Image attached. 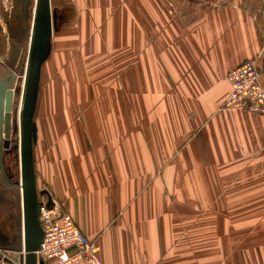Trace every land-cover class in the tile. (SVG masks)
I'll return each instance as SVG.
<instances>
[{
	"label": "crops",
	"instance_id": "crops-1",
	"mask_svg": "<svg viewBox=\"0 0 264 264\" xmlns=\"http://www.w3.org/2000/svg\"><path fill=\"white\" fill-rule=\"evenodd\" d=\"M248 3L49 0L35 201L63 206L104 264H264V116L223 107L243 62L264 84Z\"/></svg>",
	"mask_w": 264,
	"mask_h": 264
},
{
	"label": "water",
	"instance_id": "water-1",
	"mask_svg": "<svg viewBox=\"0 0 264 264\" xmlns=\"http://www.w3.org/2000/svg\"><path fill=\"white\" fill-rule=\"evenodd\" d=\"M22 2L23 0H15V13L12 14L14 22L9 28V36L13 40H16V37L21 33L24 21L25 13L22 10ZM48 2L49 0H34L33 5L32 38L21 115V142L11 143L15 85L18 80V75L7 68L0 67V170L5 175L3 165V156L5 153L8 154L9 151L19 153L21 171L20 188L24 195H21V197L18 196V200L20 199L22 201L24 219H22L21 228L19 229L18 227L19 235L16 242L18 248L15 250L25 251L27 253V264H38L35 251L38 249L42 238V234L40 235L42 230L39 225L38 210L35 208V190L31 160V136L35 132V128L31 124L30 115L39 68L45 12ZM39 264L44 263L39 262Z\"/></svg>",
	"mask_w": 264,
	"mask_h": 264
},
{
	"label": "built area",
	"instance_id": "built-area-1",
	"mask_svg": "<svg viewBox=\"0 0 264 264\" xmlns=\"http://www.w3.org/2000/svg\"><path fill=\"white\" fill-rule=\"evenodd\" d=\"M11 3L9 22L12 19L13 0ZM225 80L229 86L223 106L226 111L264 116V84L255 60L243 62L231 70ZM47 202L41 199L37 206L42 228V238L35 251L38 264H104L98 255L96 243L76 226L64 207L56 202Z\"/></svg>",
	"mask_w": 264,
	"mask_h": 264
},
{
	"label": "rangeland",
	"instance_id": "rangeland-1",
	"mask_svg": "<svg viewBox=\"0 0 264 264\" xmlns=\"http://www.w3.org/2000/svg\"><path fill=\"white\" fill-rule=\"evenodd\" d=\"M12 0H0V32L3 36L5 51L0 56V67L7 68L18 75V80L15 85V103L13 112V128H12V143H17L19 141V114L22 108V93L23 86L25 82V77L27 74V67L29 61L30 47H31V30H32V11L34 0L28 1V6L26 8V25L27 29L25 32L24 39L21 43H16L9 38V34L6 26L9 20V10L12 6ZM171 8L174 9L175 6H182L183 0H170ZM248 6L251 7L252 16H256L257 21L264 30V0H248ZM189 2V0H188ZM51 10H49L48 19L51 18ZM20 104V105H19ZM16 106V107H15ZM18 111V113H17ZM32 126L34 124L31 122ZM7 163L12 164L13 169L16 173L20 171V160L19 153H15L12 159L7 158ZM2 191V180L0 177V192ZM7 197H0V218H2V223L8 221L7 216L9 213L8 207L3 205L4 201H7ZM8 224V223H7ZM6 225V224H5ZM7 226V225H6ZM8 229V227H6ZM11 229V227H9ZM11 233V231H9ZM8 233V234H9ZM0 239V264H27L25 251H16L15 249H8L7 244H2Z\"/></svg>",
	"mask_w": 264,
	"mask_h": 264
},
{
	"label": "flooded vegetation",
	"instance_id": "flooded-vegetation-1",
	"mask_svg": "<svg viewBox=\"0 0 264 264\" xmlns=\"http://www.w3.org/2000/svg\"><path fill=\"white\" fill-rule=\"evenodd\" d=\"M28 1L29 0H23L22 2V10L25 13V15H24V21H23L21 33L19 34L20 36L18 35L16 37V40H14V42L16 43H21L25 36V32L27 29L26 8L28 6ZM13 5L14 6L11 14L15 13V0H13ZM13 22H14L13 19H11L10 22L9 21L7 22L9 25L8 32ZM11 143H12V138H11ZM14 154L15 153L12 151H9L8 154L6 153L4 154L3 165H4L5 175L0 170V177L2 180V191L0 192V197L4 196L8 198L7 201H4V203L2 204L6 205L9 210L7 216L8 221L6 223L5 222L2 223L1 221L2 218H0V239L2 240L1 241L2 244L8 243L7 244L8 249L18 248V245L16 244L19 235L18 227L19 229L21 228L22 219H24L22 201H20V199L18 200V196L21 197V195H24L23 191L20 188V181H21L20 172L16 173L13 169L12 164L6 162L7 158L12 159L14 157ZM35 208H37L36 201H35ZM6 227H8V229H6ZM9 227H11V229H9ZM9 231H11V233H9Z\"/></svg>",
	"mask_w": 264,
	"mask_h": 264
},
{
	"label": "bare ground",
	"instance_id": "bare-ground-1",
	"mask_svg": "<svg viewBox=\"0 0 264 264\" xmlns=\"http://www.w3.org/2000/svg\"><path fill=\"white\" fill-rule=\"evenodd\" d=\"M20 36V35H19ZM11 39V38H10ZM14 41V40H13ZM27 74H28V72H27ZM27 74H26V77L24 78L25 79V82H24V86H23V93H22V95L24 96V93H25V87H26V81H27ZM16 102V101H15ZM20 105V104H19ZM16 107V106H15ZM22 108H23V97H22ZM22 108H21V110H20V114H19V138H21V115H22ZM17 113H18V111H17ZM19 142H21V139H19ZM20 150V149H19Z\"/></svg>",
	"mask_w": 264,
	"mask_h": 264
}]
</instances>
